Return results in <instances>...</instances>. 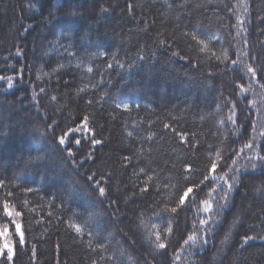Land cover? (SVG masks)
<instances>
[{"label":"trees","instance_id":"trees-1","mask_svg":"<svg viewBox=\"0 0 264 264\" xmlns=\"http://www.w3.org/2000/svg\"><path fill=\"white\" fill-rule=\"evenodd\" d=\"M0 77V264H264V0H0Z\"/></svg>","mask_w":264,"mask_h":264},{"label":"snow or ice","instance_id":"snow-or-ice-1","mask_svg":"<svg viewBox=\"0 0 264 264\" xmlns=\"http://www.w3.org/2000/svg\"><path fill=\"white\" fill-rule=\"evenodd\" d=\"M233 63H235V61H233ZM110 66L111 65H109V67ZM121 67H123V65H121ZM88 71L91 72L92 69L89 68ZM250 71H252V74L255 75V71L254 70H250ZM0 79H3V77H0ZM9 87H12L11 81H9ZM41 91H43V89H41ZM52 99L55 100V97H52ZM125 107H127V106L125 105ZM229 119H231V117H229ZM84 127H87V122H85ZM77 131H78V129H77ZM59 142H60V144H65L66 141H65V139L63 137H61ZM93 142L95 144H97V145H99L101 143L100 140H94ZM80 143H81V141H79V140L76 141V144H80ZM249 147H251V146L249 145ZM69 155H72V153L70 152ZM262 159H264V157H262ZM213 164H215V163H213ZM212 165H211V167H212ZM215 166H216V164H215ZM253 167H255V165H253ZM228 188L231 189L232 188V185L229 184L228 185ZM97 190H98L100 196L103 197V196L106 195V189L104 187H99L98 186ZM184 203H185V201H184ZM8 207L9 206L7 204L4 205V208L6 210L5 211V214L7 216H9L7 213L10 212V211H7ZM210 207H211V205L208 204V202L206 201L205 202V211H207ZM171 212L172 213L177 212V208H172L171 209ZM207 223H208V221L207 220H204L203 225H206ZM75 231L77 233H79L81 231V229L79 227H76ZM167 231L168 232H171L172 231V228L169 227L167 229ZM15 232H16V234L18 236V243L20 245H24L25 242H26L25 241V233L22 230L21 225L18 222L15 223ZM156 238H157V241L160 240V234L159 233L157 234V237ZM251 238L252 237H249L248 239H251ZM193 239L194 238L192 236H189L188 237V240H193ZM187 242L188 241L186 240L185 243H187ZM158 247L160 249H165L166 245L164 243H158ZM14 252H15L14 243H13L12 239L9 238L8 231H6L3 235H0V258L6 259L7 262H13L14 261Z\"/></svg>","mask_w":264,"mask_h":264},{"label":"rangeland","instance_id":"rangeland-1","mask_svg":"<svg viewBox=\"0 0 264 264\" xmlns=\"http://www.w3.org/2000/svg\"><path fill=\"white\" fill-rule=\"evenodd\" d=\"M20 224V223H19ZM21 225V224H20Z\"/></svg>","mask_w":264,"mask_h":264}]
</instances>
